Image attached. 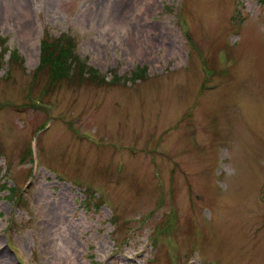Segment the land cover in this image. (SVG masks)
<instances>
[{
    "label": "rangeland",
    "instance_id": "374dc122",
    "mask_svg": "<svg viewBox=\"0 0 264 264\" xmlns=\"http://www.w3.org/2000/svg\"><path fill=\"white\" fill-rule=\"evenodd\" d=\"M0 264H264V0H0Z\"/></svg>",
    "mask_w": 264,
    "mask_h": 264
},
{
    "label": "trees",
    "instance_id": "16d2710c",
    "mask_svg": "<svg viewBox=\"0 0 264 264\" xmlns=\"http://www.w3.org/2000/svg\"><path fill=\"white\" fill-rule=\"evenodd\" d=\"M41 56L43 57L41 64L49 68L51 72V77L54 76L53 81L63 76L67 68H62V65L60 63L62 60L58 55H56L52 59L50 56L47 55L46 49L41 47ZM72 65H73V68H75L76 65H79V63L72 61ZM73 75L75 77L78 76V69L76 68L74 69Z\"/></svg>",
    "mask_w": 264,
    "mask_h": 264
}]
</instances>
